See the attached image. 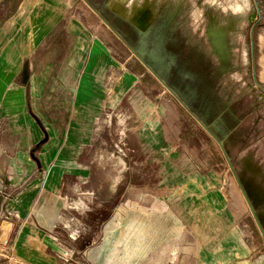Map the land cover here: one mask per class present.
I'll use <instances>...</instances> for the list:
<instances>
[{"label": "crops", "instance_id": "1", "mask_svg": "<svg viewBox=\"0 0 264 264\" xmlns=\"http://www.w3.org/2000/svg\"><path fill=\"white\" fill-rule=\"evenodd\" d=\"M79 1L82 11L70 0H40L38 12L28 15L34 18L33 25L15 21L1 27V34L8 35L0 38V122L9 126L0 129V146L11 169L8 172L0 166V176L9 173L18 197L31 192L35 198L42 191L33 185L25 187L26 177L50 176L52 172L62 178L74 175V163L82 153L75 154V146L83 150L88 144L91 114L107 109L111 98L117 99L115 110L125 104L124 110L132 115L144 105L147 108L143 107L145 112L135 126L139 132L134 134L133 144L130 138L124 156L129 159L130 177L146 178V185L131 182L127 210L119 204H102L84 213L82 222L90 241L87 250L116 229L121 230L128 220L138 219L146 224L149 244L147 258L140 264H264V241L262 245L256 240L244 221L227 173L218 163V144L160 82L168 92L158 93L156 101L152 100L154 95L142 85V78L149 75L155 80L153 74L146 70L139 76L130 69L135 59L131 51L129 58L119 60L113 49L121 44L117 36L83 0ZM90 1L112 19L107 6L113 0ZM89 16L96 20L90 22ZM179 32V27L171 30L167 49L177 57L181 80L193 92L187 95L194 109L215 112L227 104L224 113L232 114L227 118L239 120L237 112L242 113L245 107L232 104L244 99L250 87L246 89L226 76L218 79L216 68L211 69L206 58L191 54L192 45L197 47L198 41L191 34L183 38ZM221 34L217 30L211 35L221 40ZM222 46L228 54L226 40ZM189 58L192 60L188 62ZM227 64L231 72L230 55ZM259 85L254 82L260 90ZM169 94L197 126L192 124L189 131L175 126ZM196 131L215 145L201 157L190 148ZM234 131L238 136L242 132L239 125L233 127L226 140L233 138ZM55 190L48 187V192ZM4 202L0 195V208ZM22 229L12 249L14 263L51 264L50 256L32 243L34 238L27 239ZM73 258L70 254L67 261L75 264Z\"/></svg>", "mask_w": 264, "mask_h": 264}, {"label": "rangeland", "instance_id": "2", "mask_svg": "<svg viewBox=\"0 0 264 264\" xmlns=\"http://www.w3.org/2000/svg\"><path fill=\"white\" fill-rule=\"evenodd\" d=\"M58 1L66 3L67 0ZM70 1L76 2V6L80 4L79 0ZM233 2L234 0H165L152 18V22L155 23L158 16L167 14L169 10L173 12L174 8L180 3L179 16L176 19L179 34L183 38L185 34H191L198 41L197 47L192 45L194 52L202 55L204 59L206 58L211 64V69L216 68L217 72H220V58L213 50L211 39L213 35L211 34L217 32V30L226 32L225 40L230 45L229 55L232 66V71L228 72L226 78L232 81L235 80V82L239 81L243 86H247L246 89H248V86L250 87L244 99L232 104L233 107H245L242 113L237 112L239 120L229 121L234 124V129L239 125L240 131H242L239 132V136L237 131H234V136L231 138L234 142L239 141V144L237 143L239 148L231 151L232 159L236 165L239 159L243 157H246L247 163H250L248 158L253 154L255 161L262 164L261 168L264 172V95L261 90L254 87V76L251 72L252 68L255 67V77H261L264 73V41H262L264 38V0H260L263 3L261 9L262 21L254 33V64L250 59L252 48L249 50L247 45L249 36L247 27L252 24L250 22L254 19L253 2L250 0L245 9V13L250 12L248 16L250 22L238 19L236 17L237 13H233L231 9L224 10V7ZM40 3V0H0V38L8 35L1 34L2 26H9L15 21H23L33 25L35 20L28 17V15L32 16L34 12H38ZM78 8V11L83 10L81 5H78ZM18 14H20L19 17H17ZM94 18L89 16L90 22H94L96 20ZM231 22L233 23L232 29L228 27ZM63 24L66 25V23ZM113 49L119 60L124 61L131 55L129 49L122 44H116ZM204 51L207 53L204 54ZM130 69L140 74L139 76L147 70L136 58L132 60ZM142 85L152 96L154 95L153 101H156L155 96L158 93L167 91L156 78L152 80L149 75H144ZM169 101V110L172 112L170 116L175 118L173 119L176 120L175 126L180 125L188 131L192 124L197 126L198 123L194 118H191L187 112L185 114L179 110L181 106L171 94H169ZM116 102L117 99L111 98L106 102L107 109L90 115L92 123L89 130V142L83 146V150L80 146H75L74 153H82H80L79 160L74 163V175L62 178L61 175L52 172L50 176L45 174L38 177H26L25 187L33 185L39 187L42 191L36 194L35 198L33 196L35 194H31V192L23 193L18 197V190L11 187L15 181L8 177L9 173L7 176L5 174L0 176V195L5 199L2 208H0V264H15L13 261L15 255L12 249L14 248L16 235L22 228V230H25L26 238H34L32 243L50 256L48 260H51V264H55V262L57 264H71V261H67L70 254H74L75 264H100L103 258L102 255L99 256L100 258L98 256L91 257L88 253L94 252L95 249H104L108 238L90 248L92 250H87L90 241L86 238L87 228L83 225L82 216L87 210L102 204H119L127 210L130 202L131 182L132 184L138 183L139 186L146 185V178L140 176L138 178L130 177L129 159L124 154L128 152L130 147V138L132 142L134 134L139 132V130L136 131L135 126L139 122L137 120L142 117L141 114H144V108L147 107L141 106L142 108L137 109L138 113L135 112L136 114L132 115L130 111L124 110V107L126 108L125 104L123 108L115 110L117 109ZM101 104L100 102V106ZM120 110L122 111L119 112ZM7 126H9L8 122H0V129ZM182 132L184 131H181V135ZM194 137V143L190 146L193 154H198L201 157L209 149L213 150L215 148V141L212 139L214 141L212 142L203 133L196 131ZM216 148L218 163H222L221 168L227 173L228 183L232 185L235 191V198L239 201L244 221L253 230L254 238L263 245L264 240L244 197L219 146L217 145ZM3 151L0 146V166L9 172L11 166L5 160ZM244 175L247 177L246 174ZM50 185L56 190L48 192ZM142 194L144 196V192ZM38 200L39 202L35 203ZM80 250L83 252L80 253ZM262 251L264 252V248H262Z\"/></svg>", "mask_w": 264, "mask_h": 264}, {"label": "water", "instance_id": "3", "mask_svg": "<svg viewBox=\"0 0 264 264\" xmlns=\"http://www.w3.org/2000/svg\"><path fill=\"white\" fill-rule=\"evenodd\" d=\"M96 14V16L102 20V22L117 36V38L127 46V48L135 55L139 62L153 74V76L171 93L180 104L199 122L202 128L213 138L218 144L228 167L233 175V178L241 191L245 202L249 208L250 213L255 221V224L264 240V172L261 168L262 164L255 161L253 154L248 158L250 163H247V158L243 157L239 159L237 165L233 162L231 151L239 148L235 142L230 139L226 140L231 134L234 124L229 122L228 116L232 117L231 113H224L227 104L219 106L217 111H210L211 109L200 110L194 109L188 98L190 88L185 86L184 81L181 80V73L178 71L177 57L172 55V52L167 49L171 46V37L166 23V20L176 24V19L179 16L180 3L173 12L167 11L166 15L160 16L159 20L163 17L162 26H158V22H152V18L147 21L145 25L132 22L114 11L111 7V3L107 6L112 18H115L129 26V32L132 37L139 40V45L133 49L123 36L119 33L116 27L111 23V18L103 15L96 10L88 0H83ZM162 17V18H161ZM161 23V22H160ZM178 27V25H177ZM177 27L174 30H177ZM168 29V30H167ZM173 30V31H174ZM221 40L214 38L212 40L213 50L220 58V72L216 70V76L218 79L225 77L228 74L229 67L227 61L229 59V52H224L222 44L225 40V31L221 30ZM129 34V35H130ZM174 43V42H173ZM169 45V46H168ZM188 62L192 59H187ZM211 67V66H210ZM198 68H201L198 65ZM197 68V69H198ZM202 70V69H201ZM183 75V73H182ZM175 77V79H174ZM177 78V79H176ZM180 78V79H179ZM171 79V80H170ZM257 84L264 82L261 77L255 79ZM185 86V87H184ZM233 119V118H232ZM229 125V126H228ZM226 140V141H225ZM231 140V142H230ZM229 144V145H228ZM239 150V149H238ZM246 174L247 177L244 175Z\"/></svg>", "mask_w": 264, "mask_h": 264}, {"label": "bare ground", "instance_id": "4", "mask_svg": "<svg viewBox=\"0 0 264 264\" xmlns=\"http://www.w3.org/2000/svg\"><path fill=\"white\" fill-rule=\"evenodd\" d=\"M164 1L113 0L111 7L128 20L145 25L147 21L155 16ZM244 2L247 4L248 1L244 0ZM239 14L240 20L246 19L245 15L241 16V13ZM261 80L264 82V74L261 75ZM148 250L149 244L146 242V224L138 219H130L123 225L121 230L119 228V230L116 229L111 232L104 249H95L94 252L90 253V256L97 257L102 255L103 258L100 264H140L147 258Z\"/></svg>", "mask_w": 264, "mask_h": 264}, {"label": "flooded vegetation", "instance_id": "5", "mask_svg": "<svg viewBox=\"0 0 264 264\" xmlns=\"http://www.w3.org/2000/svg\"><path fill=\"white\" fill-rule=\"evenodd\" d=\"M248 2H247V4L249 5V1L250 0H247ZM252 2H253V7H254V19L251 21V20H249V18H248V16H249V11L248 12H246L245 13V11L243 12V13H241V16H243V15H245V17H246V19L245 20H248L250 23H252V24H249L248 25V27H247V29H248V40H247V45H248V48H249V50H250V48H252V52L250 53V59H251V62L254 64V53H253V40H254V33H255V30L257 29V27H259V25H260V23H261V21H262V12H261V9H262V2H260V0H251ZM88 2L93 6V4H92V2L90 1V0H88ZM94 7V6H93ZM95 8V7H94ZM166 15V14H165ZM163 16V15H162ZM159 17L160 16H158V18H157V20H156V22H158L159 24H158V26L159 25H161L162 24V21L163 20H165V18L163 17H161L162 19H160V20H162V21H160L159 20ZM236 17H238V19L240 18V14H236ZM161 22V23H160ZM111 23H113V25L116 27V29L119 31V33L123 36V38L125 39V41H127L130 45H132L131 47L133 48V49H135V47H137L138 45H139V40H137L136 38H134V37H132L131 36V34L130 33H128L129 31V26L126 28V27H124L123 26V24H125V23H123V22H121V21H119V20H117V19H115V18H112L111 19ZM164 23H166V25H167V27H168V29H169V31L170 30H174V28H176L177 27V25L175 24V23H172V24H170L169 25V23H170V21L168 20H166ZM126 25V24H125ZM163 25V24H162ZM161 25V26H162ZM106 26V25H105ZM228 27H230L231 29L233 28V23L231 22V23H229L228 24ZM167 29V30H168ZM219 29H221V28H219ZM228 29V28H227ZM226 29V30H227ZM228 31V30H227ZM130 34V35H129ZM119 42L122 44V45H124L125 46V44H123V42L122 41H120L119 40ZM125 47H127V46H125ZM192 49H190V52H191V54L193 55V54H195V52H194V49L191 51ZM130 51V50H129ZM251 54H252V56H251ZM248 56H249V52H248ZM136 58V57H135ZM137 59V58H136ZM138 60V59H137ZM139 61V60H138ZM251 72H253V80H254V82H256L255 81V79H258V77H255V67H253L252 68V70H251ZM257 83V82H256ZM259 85V84H258ZM260 86V90H261V92L263 93V95H264V86L262 85V84H260L259 85ZM229 121H231L230 119H229ZM245 200V199H244Z\"/></svg>", "mask_w": 264, "mask_h": 264}, {"label": "clouds", "instance_id": "6", "mask_svg": "<svg viewBox=\"0 0 264 264\" xmlns=\"http://www.w3.org/2000/svg\"><path fill=\"white\" fill-rule=\"evenodd\" d=\"M221 6L224 7L223 5ZM246 7V3L242 2V0H234L233 3H229L226 7H224V10L227 11L228 9H231L233 13H243Z\"/></svg>", "mask_w": 264, "mask_h": 264}]
</instances>
